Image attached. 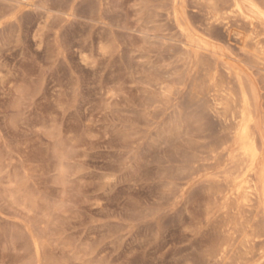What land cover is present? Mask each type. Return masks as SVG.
Masks as SVG:
<instances>
[{
	"label": "rangeland",
	"instance_id": "rangeland-1",
	"mask_svg": "<svg viewBox=\"0 0 264 264\" xmlns=\"http://www.w3.org/2000/svg\"><path fill=\"white\" fill-rule=\"evenodd\" d=\"M202 2L0 0V264H219L210 79L256 70Z\"/></svg>",
	"mask_w": 264,
	"mask_h": 264
},
{
	"label": "bare ground",
	"instance_id": "bare-ground-1",
	"mask_svg": "<svg viewBox=\"0 0 264 264\" xmlns=\"http://www.w3.org/2000/svg\"><path fill=\"white\" fill-rule=\"evenodd\" d=\"M202 1L206 34L214 25L226 27L237 39L239 51L249 61L247 65L258 74L229 67L226 69L227 82H218L215 76L209 78L219 98L215 109L222 125L218 149L220 155L227 156L230 161L218 191L221 238L217 239L216 252L219 264H264V87L257 84V80L264 83V1ZM184 16V11H174L176 24L185 40L193 48H202L215 55L217 50L210 43L211 39L200 38L199 33H192L191 24L180 22L179 18Z\"/></svg>",
	"mask_w": 264,
	"mask_h": 264
}]
</instances>
